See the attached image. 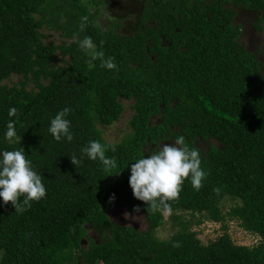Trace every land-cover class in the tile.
Masks as SVG:
<instances>
[{
	"label": "trees",
	"instance_id": "1",
	"mask_svg": "<svg viewBox=\"0 0 264 264\" xmlns=\"http://www.w3.org/2000/svg\"><path fill=\"white\" fill-rule=\"evenodd\" d=\"M112 1L0 0V150L21 147L47 188L23 214L0 204V264H264V0H133L129 18ZM44 29L65 39L46 43ZM252 30L262 36L255 50L245 41ZM85 36L116 70L88 62L77 42ZM65 107L74 139L57 142L49 122ZM129 108V132L107 141ZM9 119L20 142L4 137ZM177 135L200 150L208 175L199 191L185 180L170 202L181 228L160 239L165 211L133 197L130 166L145 144ZM90 140L106 145L119 174L86 157L72 165ZM226 199L238 200L228 215L259 236L256 245L228 234ZM117 205L139 207L147 227L119 224L109 212ZM181 210L198 214L197 225L222 223L223 233L203 243Z\"/></svg>",
	"mask_w": 264,
	"mask_h": 264
},
{
	"label": "clouds",
	"instance_id": "2",
	"mask_svg": "<svg viewBox=\"0 0 264 264\" xmlns=\"http://www.w3.org/2000/svg\"><path fill=\"white\" fill-rule=\"evenodd\" d=\"M87 17H81L79 32L87 27ZM79 33L76 35L78 36ZM75 38V37H74ZM79 48L85 55L90 57L89 63L99 59L100 67L106 70H116L117 64L114 57H107L103 51L97 49L91 37L85 36L78 41ZM72 109L65 107L58 111L49 122L48 132L57 142L62 139L71 142L74 136L71 132V121L66 117ZM10 118H15L17 109L12 107L8 111ZM4 137L8 141L20 142L15 119H9L6 125ZM167 138L151 146L144 145V155L141 150L140 156L134 158L130 166L128 179L132 195L135 199L151 206L155 211L162 208L171 214V201L179 199L185 180H189L192 188L199 191L204 186L208 173L201 167V152L195 147H189L183 135H177L173 143H162ZM107 147L98 140H90L81 148V157L73 154L70 157L73 166L79 165L86 157L91 161H99L103 168L111 174H119L117 160L106 155ZM47 188L42 175L38 173L20 147L14 150H0V204L11 202L17 214H23L31 208L32 202H39L46 197ZM115 200L112 194L110 201ZM133 212H139V207H134ZM125 219H137L130 213H124ZM173 247H179L178 241L172 242Z\"/></svg>",
	"mask_w": 264,
	"mask_h": 264
},
{
	"label": "rangeland",
	"instance_id": "3",
	"mask_svg": "<svg viewBox=\"0 0 264 264\" xmlns=\"http://www.w3.org/2000/svg\"><path fill=\"white\" fill-rule=\"evenodd\" d=\"M132 2L133 0H113L111 8L115 15L121 13V16H124L125 13L129 18L131 14L129 10L133 7ZM91 9L94 10L95 7H92ZM106 14L107 13L101 14V19H105ZM244 26L246 28L250 27L248 22L245 23ZM44 31L47 36L44 39V42L46 43L54 42L56 44H60L61 41L65 39L61 37L59 32L55 30L44 29ZM60 62L61 61L59 60V63ZM17 79V77H14L13 80L9 82H17ZM131 115L132 110L129 108L122 115L121 119L118 122L114 123L110 127H107L106 131L104 132L105 139L112 143L119 142L129 132L128 122ZM237 203L238 200L226 199L221 204V210L225 215L224 224L227 226V232L236 244L248 246L256 245L260 240L259 236L244 230L240 226L239 221L237 219H234L228 215L230 208ZM109 212L112 215V218L116 220L119 224L132 225L134 227H138V229H145L147 227L144 215L140 212H129L125 205L113 206L111 207ZM125 212H128L132 216L138 218L125 219ZM175 214L180 216V220H183L185 223H189L190 229L197 233V237L200 238L203 243H207L210 240H215L223 233L222 223H217L210 220H203L201 224L197 225L195 224V220H197L198 214H195V216L192 217L191 213L186 210L175 212ZM170 215L171 214H168L166 211L164 212V223L156 230V236L160 239L170 238L172 235L176 234L181 228L178 222L173 220Z\"/></svg>",
	"mask_w": 264,
	"mask_h": 264
},
{
	"label": "flooded vegetation",
	"instance_id": "4",
	"mask_svg": "<svg viewBox=\"0 0 264 264\" xmlns=\"http://www.w3.org/2000/svg\"><path fill=\"white\" fill-rule=\"evenodd\" d=\"M261 34L258 35L254 30L251 32H246L245 34V41L247 42L246 45L250 47V49L255 50L261 41Z\"/></svg>",
	"mask_w": 264,
	"mask_h": 264
}]
</instances>
